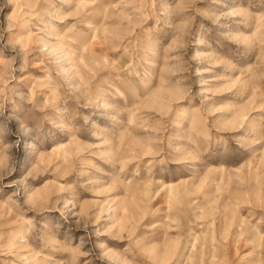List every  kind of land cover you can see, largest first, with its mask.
Wrapping results in <instances>:
<instances>
[{"label": "rangeland", "instance_id": "374dc122", "mask_svg": "<svg viewBox=\"0 0 264 264\" xmlns=\"http://www.w3.org/2000/svg\"><path fill=\"white\" fill-rule=\"evenodd\" d=\"M0 264H264V0H0Z\"/></svg>", "mask_w": 264, "mask_h": 264}]
</instances>
